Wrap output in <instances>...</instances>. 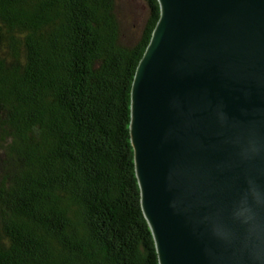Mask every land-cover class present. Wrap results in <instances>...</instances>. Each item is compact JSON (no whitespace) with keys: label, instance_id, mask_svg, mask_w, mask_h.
Returning <instances> with one entry per match:
<instances>
[{"label":"trees","instance_id":"1","mask_svg":"<svg viewBox=\"0 0 264 264\" xmlns=\"http://www.w3.org/2000/svg\"><path fill=\"white\" fill-rule=\"evenodd\" d=\"M129 2L0 0V264H159L129 136L159 5L130 38Z\"/></svg>","mask_w":264,"mask_h":264},{"label":"water","instance_id":"2","mask_svg":"<svg viewBox=\"0 0 264 264\" xmlns=\"http://www.w3.org/2000/svg\"><path fill=\"white\" fill-rule=\"evenodd\" d=\"M131 85L159 264H264V0H157Z\"/></svg>","mask_w":264,"mask_h":264},{"label":"rangeland","instance_id":"3","mask_svg":"<svg viewBox=\"0 0 264 264\" xmlns=\"http://www.w3.org/2000/svg\"><path fill=\"white\" fill-rule=\"evenodd\" d=\"M128 6L129 8H126V14L123 15L125 20L123 24L124 34L130 38H135L145 17L146 8L143 0H131Z\"/></svg>","mask_w":264,"mask_h":264}]
</instances>
